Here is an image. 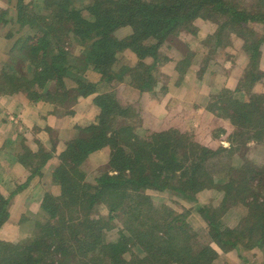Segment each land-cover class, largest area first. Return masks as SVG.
I'll return each mask as SVG.
<instances>
[{
    "label": "trees",
    "instance_id": "1",
    "mask_svg": "<svg viewBox=\"0 0 264 264\" xmlns=\"http://www.w3.org/2000/svg\"><path fill=\"white\" fill-rule=\"evenodd\" d=\"M7 1L12 3V7L15 6V11L3 12L0 8V22L6 21L5 17L8 13L10 14L9 20L13 22L6 37L15 39L18 35L14 44L27 65L26 68L22 66L20 70L15 67L16 71L2 75L0 91L6 90L4 93L11 95L24 91L35 103L43 101L52 104L53 112L57 113L65 109L63 112L60 111L63 115L67 113L66 108H69H64V105L68 106V103L76 102L79 96L87 97L96 94L94 103L100 107L101 120L76 127L74 132L77 136L66 141L65 149L58 157H55L58 160L53 163L51 173L44 171V167L49 164L51 158H54L59 137L52 139L54 148L49 150L41 142L38 144L37 151L22 142L21 150L15 158L25 168L27 180L18 183L11 194L15 195L26 189L35 177H39L44 183L45 191L36 213L38 217L34 219L39 231L28 240L19 242L0 239V264H66L67 261H75V264H106L111 261L114 264H135L142 263L146 259L157 264L161 261L160 254L162 258L166 256L164 249L167 248L172 254L177 255L180 264L188 262L201 264L204 258H207L205 264H213L218 251L208 243L200 244L197 248L188 246L189 251L194 253L192 256H189L186 250L182 251L184 247L181 248L179 243L176 246L175 233L178 234L186 224L181 218L185 217L184 213L174 215L173 219H167L165 236L157 235L148 241L154 252L149 249L150 253L144 257L134 254L135 260H128L124 256L128 247L127 241H129L127 236L136 237L142 242L141 237L148 236L147 230H142L137 224L133 229L127 225L129 233H124L123 228L119 239L104 244L99 228L104 229L106 226L103 224L110 223L109 219H113L118 212L123 213V208L135 211L141 209L143 204H147L149 197L144 193H138L140 200L134 197L123 202L131 198L132 190L139 192L140 189L159 188L163 191H176L177 194L185 196L183 194H186L187 182L183 181V176L186 173V175L190 174L189 178L192 177L188 181L191 185L188 188L191 193H196L199 188L195 184V178L200 173L201 163L205 159L196 157L191 164L192 168H189L181 160L182 156L186 158L190 156L188 149L192 151L193 156L199 155L200 152H204L205 155L211 152L213 154V151L229 153L232 149L224 147L219 140L215 141L218 136L215 139L208 136L197 141L193 139L192 142L186 139L185 144L188 148L184 143H179L183 149L182 156H179L178 148L174 147L175 141L178 140L168 130L167 132L148 130L145 136H139L133 130L134 124L131 125L127 117L118 119L114 117L115 114L111 119L115 125L111 127L113 129H110L107 122L110 123L109 115L118 106L116 94L100 92L98 83L87 79L83 73L87 70H95L101 74V80L104 78L107 83L114 85L111 82L118 74L116 65L119 63V52L129 48L136 52L139 58L135 66L138 69L141 67L135 78L139 82V88L152 89L157 84L160 64L172 58V56H163L160 47L167 39L173 40L178 37L182 29L188 28L195 18L202 16V10H207L213 12L207 16L213 18L220 29L216 35L215 45L227 43L226 39L224 42V38L228 39L227 29L237 28L241 32V37L245 38L246 52L250 56L245 77L249 79L252 71L258 66L261 56L259 49L261 40L252 33L250 26L252 22L264 24V8L255 3L256 6L249 11L239 5L237 0H88L82 6H77L72 0H46L52 12L49 15H43L34 13L31 2ZM259 1L264 5L263 0ZM126 25H133L136 32L120 39L115 32L119 27ZM76 46L80 47L77 53L74 52ZM179 62L182 65H189L187 59ZM30 67L31 71L27 72ZM252 99H257L252 101V104L257 103L260 95H255ZM238 102V100L233 102V112L237 117L234 113L227 111V117L233 122L232 126L224 127L226 132L229 129L233 134V143L238 137L245 139L248 136L247 138L256 139L255 136L250 135L253 130L250 119L255 118L258 113L264 114L263 105L258 104L257 112L250 110L244 113L236 107ZM69 113H73L71 108ZM242 117L249 122H243ZM224 128L221 127L220 130ZM188 144H194L195 147L191 148ZM203 145L206 147H202ZM104 147H107L109 151L106 167L92 177L93 181L84 180L85 161L90 157L95 158L93 154ZM96 155L101 156L99 153ZM177 171L181 172V177ZM253 171L258 173L256 170ZM47 174H50L51 179L49 186L46 180ZM236 181L237 179H232L229 185L234 186ZM57 185L61 190L59 196L53 191V186ZM230 186L221 205L199 207V211L207 222L209 241L216 243L224 251L238 248L237 246L243 242L244 230L254 227L253 223L249 224L250 226L241 223L240 230L239 226H221L220 212L227 210ZM9 200L10 198L0 191V228L9 217ZM80 201L83 203L81 204ZM86 202L90 205L89 210L98 202L106 204L109 209V218L89 215L88 210L82 214L81 206H85ZM73 204L74 209L69 208ZM68 209L77 214L74 217L70 216V213L66 212ZM84 210L85 207L82 208V211ZM138 211L137 217L140 216V210ZM149 211H152L150 206ZM167 213L170 216L172 212ZM57 227L60 228L57 229ZM77 229L78 234L82 229L85 230V234H93L96 229L97 234L91 238L87 252L90 248V251L93 250L91 244L103 245L102 252L98 250L97 256L80 257L77 261L74 259L77 258L76 256L72 257L74 260L66 259L65 256L70 252L67 247L74 250L73 252L77 251L75 244L78 245V240L75 242L70 238V234ZM254 238L255 245L264 246V231L254 235ZM162 242L166 243L165 248L157 247L158 243ZM146 244L143 245L147 246ZM176 247H178L177 250ZM52 250L60 252L61 259H55Z\"/></svg>",
    "mask_w": 264,
    "mask_h": 264
},
{
    "label": "rangeland",
    "instance_id": "2",
    "mask_svg": "<svg viewBox=\"0 0 264 264\" xmlns=\"http://www.w3.org/2000/svg\"><path fill=\"white\" fill-rule=\"evenodd\" d=\"M25 1L32 3V9L35 14L49 15L52 12V8L47 6L46 0ZM72 1L77 6H82L88 0ZM237 2L249 11L256 6L255 3L264 8V5L259 0H237ZM14 7L7 0H1L0 2V8L3 9V12H13L15 11ZM210 13L213 12L202 10V16L195 18L188 25V28L182 29L178 37L173 40L167 39L163 43L160 47L162 55L172 56V58L160 64L159 73H157V84L152 89L141 90L139 88V82L135 80L138 76V71L141 69V67L139 69L135 67L139 58L136 52L129 48H125L119 52V63L116 65L118 74L114 76L116 78L111 82L114 85L107 83L104 78L101 80V74L95 70H87L83 73L87 79L98 83V90L100 92H114L116 94L118 106L109 115V117L111 116L110 123L107 122V126L110 129H113L111 127L115 125L111 121L115 114L114 117L116 116L118 119H122L124 116L127 117L129 123L131 125L134 124L133 130L139 136H145L148 130H151V132L168 130L178 140L175 141L174 147L175 149L178 148L179 156H182L183 152L179 143L185 144L186 139L192 142L193 139L197 141L208 136H211L212 139L218 136L215 141L219 140L224 147L232 149L229 153H216L212 150L213 154L211 152L205 155L204 152H200L197 156H193L192 151L188 149L190 156L188 158L186 156L181 157L184 165H188L189 168H192L191 164L196 157L205 159L201 163L200 173L195 178V184L199 189L194 194L188 188L191 186L188 181L192 177L189 178L190 174L186 175V173L183 176V181L187 182V187L185 188L186 194H183L185 196L177 194L176 191H163L159 188L140 189L139 192L132 190L131 198H127L123 202L134 197L140 200L139 196H137L140 193H144L149 197V200L147 198V204H143L141 209H138L140 210V216L138 215L139 217H137L138 210L130 211V209L128 211L127 208H123V213L118 212L113 219H109L110 223L103 224L106 226L104 229L99 228L100 237L104 244L119 239L123 228L125 229L124 233H129L127 225L133 229L137 224L142 230H147L148 236H142V242L136 237L127 236L129 241H127L128 247L124 256L128 260H135L134 254L139 257L147 256L150 253L149 249H152V245L148 241L152 237H157V235L165 236L164 231L167 226V219H173L174 215L184 213L185 217L181 218L186 224L183 225L178 234L175 233V244L177 246L179 243L181 248L184 247L182 251L186 250L189 256H192L194 253L189 251L188 246L190 248H197L200 244L208 243V245H211V247L218 251V256L213 261V264H264V246L255 245L256 239L254 238V235L264 231V114L258 113L255 118L250 119L252 123L251 128H253L250 135L255 136L256 139L247 138L248 136L245 139L238 137L233 143V134L229 129L226 132L224 128L232 126L233 123L227 117V111H230L232 114L234 113V116L237 117L235 112H233L234 101L238 100L240 102L237 103L236 107L239 110H243L244 113L250 110L257 112L259 105L264 106V24L252 22L250 26L252 33L261 40L259 46L261 56L258 66L252 71V76L250 72V76L254 79L251 77L247 79L245 76L247 75L246 69L249 66L250 56L246 52L245 38L241 37V32L237 28L235 30L227 29L228 39L224 38V42L226 39L227 43L215 45L216 35L220 29L215 20L207 16ZM9 18L10 14L8 13L5 17L7 20L0 22V85L3 80L2 75L7 72L12 73L16 71L15 67L20 70L22 66L26 68L27 65L14 44L18 35L15 36V39L6 37L13 22ZM43 23L45 24V22ZM135 32L133 25H126L119 27L115 34L122 39L135 34ZM79 48V46H76L74 52L77 53L76 51ZM182 59H187L189 65H182L179 62ZM123 65L125 66L121 69ZM30 71L31 67L27 69V72ZM4 92L0 91V191L6 197H9L10 200L8 204L9 217L0 228V239L9 242H19L28 240L39 231L38 226H35L34 219L38 217V214H36L40 203H38V199L43 196L45 188L40 178L35 177V180L33 179L28 187L24 189L26 190L24 194L21 196H18V194H21L20 192L15 195L11 194L16 189L18 183L27 180V176L26 172H15L7 168L6 164L9 158L12 157V155H8L14 148L10 149L8 147L9 136L6 133L8 132L6 129L8 123L4 121L5 116H7L8 121L12 122L13 126L21 128V134L26 130L28 131L29 126L28 124H24L23 121H18L19 115L17 117L13 113L6 115L1 101L6 96L17 94L26 97L28 100L30 99L24 91L13 95ZM255 95H260V99L257 103L252 104V101L257 100L252 99ZM95 96L96 94L87 97L79 96L76 102H71L72 104L68 103V106L64 105V108L69 107L66 108L67 113L65 112L66 114L64 115L60 111L63 112L65 109L57 113L55 112L57 116L62 118L63 116L70 115L73 120L67 119V121L71 127L67 130L65 136L62 133L60 134V132L57 133V130L55 132L49 131L48 136L52 139L59 137V140L64 142V138L66 137L72 139L77 136L74 132L77 126H86L91 122L100 121L99 114L101 111L100 107L94 103ZM48 104V109L54 110L53 105ZM70 108L73 111L71 114L69 113ZM106 117L108 119L107 115ZM241 120L249 122L243 117ZM43 126L45 125L37 124L34 126L32 124L33 131L36 129L35 133L38 130H43ZM221 127L224 129L220 130ZM110 129H108V133H110ZM71 130L73 131L71 132ZM3 133H6L5 138L3 137ZM61 142H58L56 145L57 150L61 147ZM185 145L187 147V144ZM188 146L191 148L192 146L195 147L194 144H188ZM45 147L49 150L50 148L53 149L54 145L50 142ZM202 147L206 146L203 145ZM106 148L104 147L95 152L93 154L95 158L90 157L85 161L83 166L85 171L84 180L93 181L92 177L99 170L101 171L106 167L109 160V151ZM63 149L57 152L56 157L59 156ZM98 153L101 156L96 155ZM50 165L48 164L44 167V171L46 170L47 173H51V169H53V164ZM253 170H256L258 173H255ZM177 173L181 177V172L177 171ZM47 175L46 180L49 186L51 179L49 178L50 174ZM179 176L177 178L178 183ZM15 177L19 182L10 183L13 179L16 181ZM229 178L231 179L229 180ZM232 179H237L234 186L233 184L232 186L229 185ZM228 186L231 187L228 194L230 202H227V210L220 212L219 221L221 226H239L240 230V226H248L253 223L254 227L244 230L243 242L237 246L238 248L224 251L216 243L209 241L208 229L206 228L207 222L199 211V207L203 205L218 207L221 205L225 193H228ZM53 191L55 195L59 196L61 191L59 185L53 186ZM137 199L134 200L136 201ZM80 203L82 204L83 201H80ZM84 205L83 207L81 206L82 214H85L88 210L90 212L89 215H96V217L100 215V217L109 218V209L103 202L96 203L90 210L88 202L84 203ZM149 206L152 211H149ZM74 207L73 204L69 208L74 209ZM84 207L85 210L82 211ZM168 211L172 212L170 216H168ZM66 212H69V215L73 217L77 214V212L69 209ZM59 228L57 227V229ZM78 231V229L77 231L74 230L70 234V238L73 241L76 242L78 240V245L75 244L77 251L73 252L74 250L67 247L70 252L65 256L66 259L71 260L72 257L76 256L77 258L74 259L77 261L80 257L88 256V258H91L93 255L97 256L98 250L102 252L104 246L99 244L96 246L91 244L93 250L90 251V248L89 252H87V246L90 245L91 238L97 234L96 229L93 231V234H85L86 232L83 229L80 230L79 234L77 233ZM144 243H147V246H144ZM165 246L166 243L162 242L161 244L158 243L157 247L165 248ZM175 249L177 250L178 247ZM164 251L166 256L162 258L160 254L161 261L157 264H180L177 260V255L172 254L170 249L167 248ZM54 254L55 259H61L60 252L54 251ZM206 259L204 258L201 264H205L207 262ZM146 260L135 264H154L153 261ZM66 264H75V261H67ZM106 264L114 263L111 261L106 262ZM187 264L190 263L188 262Z\"/></svg>",
    "mask_w": 264,
    "mask_h": 264
},
{
    "label": "crops",
    "instance_id": "3",
    "mask_svg": "<svg viewBox=\"0 0 264 264\" xmlns=\"http://www.w3.org/2000/svg\"><path fill=\"white\" fill-rule=\"evenodd\" d=\"M1 104L3 105L2 108L5 109L4 111L6 115L9 113L11 114L13 113L16 117L19 115L20 118H18V121H23L24 124H28L29 126L28 131L26 130L24 133L21 134L20 132L21 128L19 126L17 127L13 126L12 122L8 121L7 116H5L4 121L8 123L6 126V129L8 130V132L6 133H8L9 136L8 147L10 149L14 148V150H11L10 154L8 155V156L12 155V157L9 158L8 163L6 165L9 170H14L15 172L18 171L24 173V171H26L25 168L22 165H20L15 158L17 153L21 150L22 142H25L29 147L32 148V150L37 151L39 142L44 144V146H47L48 143L52 142V138L48 136L49 131L55 132L57 130V133L60 132V134L62 133V135L65 136L67 130L71 127L67 119L71 120L72 117L70 115L63 116V118L57 116L56 113L53 112L51 108L48 109L49 104L46 102L41 101L40 103L39 102L35 103L33 101L26 99V97L17 94L13 96L4 97L3 100L1 101ZM31 120H33V122H31ZM32 124L34 126L37 124L39 125L44 124L45 126H43V130L41 131L38 130V132L35 133L36 129L33 131ZM6 133H3L4 138L6 137ZM68 139L70 138L66 137L64 138L65 140L64 142H61L60 140L58 141L61 142L60 145L61 147L58 148V150L57 149L55 150V156L54 158H51L49 160V164L52 165L55 162L56 154H58L57 152H59L63 148L65 149L66 141ZM19 177L21 179V175ZM14 182L17 183L19 181H17L16 178V181L13 179L10 183L14 184ZM25 191L26 190L20 192L21 194H18V196L24 194ZM42 198L43 196L40 197V199H38V203L39 202L41 203Z\"/></svg>",
    "mask_w": 264,
    "mask_h": 264
}]
</instances>
